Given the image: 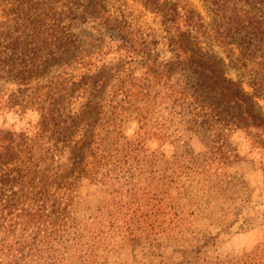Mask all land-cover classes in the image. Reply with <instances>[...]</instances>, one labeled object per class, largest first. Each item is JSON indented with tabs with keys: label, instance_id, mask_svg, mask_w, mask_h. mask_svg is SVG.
Masks as SVG:
<instances>
[{
	"label": "rangeland",
	"instance_id": "374dc122",
	"mask_svg": "<svg viewBox=\"0 0 264 264\" xmlns=\"http://www.w3.org/2000/svg\"><path fill=\"white\" fill-rule=\"evenodd\" d=\"M188 2L253 93L221 20ZM84 3L0 0V264H264L229 172L240 149L264 155V122L206 100L151 5ZM236 3L264 19V0Z\"/></svg>",
	"mask_w": 264,
	"mask_h": 264
},
{
	"label": "trees",
	"instance_id": "16d2710c",
	"mask_svg": "<svg viewBox=\"0 0 264 264\" xmlns=\"http://www.w3.org/2000/svg\"><path fill=\"white\" fill-rule=\"evenodd\" d=\"M143 1L162 15L161 21L171 33L176 47L177 61L186 62L199 75L206 100L218 108L222 104L225 107L223 113L230 106L243 108V114L249 120L244 127H259V122H264V115L257 108L260 107L258 98L264 96V19L253 7L250 4L239 6L237 0H202L224 25L217 35L222 38V43L239 47L237 60L251 75L253 93H250L240 80L227 76L223 60L205 44L203 40H208L210 31L202 13L188 0ZM84 12L89 17L107 18L103 15L104 0H85Z\"/></svg>",
	"mask_w": 264,
	"mask_h": 264
},
{
	"label": "crops",
	"instance_id": "0c3cea01",
	"mask_svg": "<svg viewBox=\"0 0 264 264\" xmlns=\"http://www.w3.org/2000/svg\"><path fill=\"white\" fill-rule=\"evenodd\" d=\"M240 151L246 158H241L239 155L233 159L229 172L232 173L231 179L246 182L249 185V191H238L236 197L240 203L247 204V208L251 204L256 215L253 224L241 232V236H244L242 239L248 243L244 247L256 248L259 247L256 244L264 242V155L249 153L242 149Z\"/></svg>",
	"mask_w": 264,
	"mask_h": 264
}]
</instances>
